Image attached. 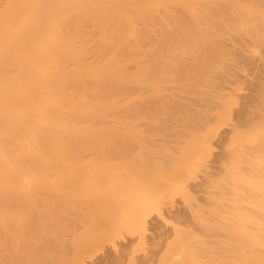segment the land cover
Returning <instances> with one entry per match:
<instances>
[{"label": "rangeland", "instance_id": "rangeland-1", "mask_svg": "<svg viewBox=\"0 0 264 264\" xmlns=\"http://www.w3.org/2000/svg\"><path fill=\"white\" fill-rule=\"evenodd\" d=\"M126 5L119 2L110 18L126 15ZM140 7L154 28L144 27V49L130 43L117 55L128 64L113 49L96 63L80 57L84 69L71 58L62 63L65 85L80 83L82 110L97 112L85 119L92 126L67 127L55 143L12 147L22 157L10 164L17 172L0 178V264H264V163L256 164L264 138V0H144ZM79 35L70 37V54L79 51ZM94 35L102 44L89 45L88 54L129 41L125 26ZM136 50L154 54L144 53L141 70L125 58ZM12 53L7 64L18 63ZM9 65L12 76L17 65ZM132 84L143 90L129 95ZM130 103L137 113L126 122L141 125L114 127L126 120L125 108H135Z\"/></svg>", "mask_w": 264, "mask_h": 264}, {"label": "bare ground", "instance_id": "bare-ground-1", "mask_svg": "<svg viewBox=\"0 0 264 264\" xmlns=\"http://www.w3.org/2000/svg\"><path fill=\"white\" fill-rule=\"evenodd\" d=\"M121 1L122 0H0V178L4 176L6 179H9L13 173L18 171V167H15L14 164H10L13 161H18L19 157L22 156L20 153L11 150L13 146L26 145L28 149H30L38 142L55 143V141L61 139V132L67 130V127H87L88 125L85 123V119L90 121L89 117L97 116V112L93 113L85 109L82 110V104L79 103L80 99L77 97L76 92L77 88L78 90L80 88V83L65 85L66 80L70 77V73L67 68L62 67L63 61L71 58L75 66L84 69V67L78 63L80 57L89 60L92 56L93 58L91 59L96 63L98 62L96 60L100 59L99 62L101 61V58H103L102 54H105V52L109 50L112 51L111 49L114 51L118 50L119 53H117V51L115 53V58L117 59L118 54L121 55V52L123 54L127 51L128 46H130L128 44L130 43L134 44L139 49L141 47L144 49V27L149 28L144 25V8H139V5H144V0H124L127 2L125 17L116 15L114 18H110V14L119 9V2ZM96 3L103 4L104 7H97ZM95 13H100L101 18L97 22H92L89 19L90 16ZM158 13L161 14V12ZM81 15L85 17L81 20H76L80 18ZM152 15L154 16L156 14ZM58 16L61 17L57 19ZM157 16L159 15L157 14ZM157 16H154L157 20L163 17V15L161 17ZM155 20L156 19L153 21ZM148 21L149 20H147V22ZM112 24L115 26H125L128 31L127 40L130 42L126 41L127 43L114 44L110 47H107L108 45L105 44L103 48L102 46L99 47L98 52L96 51L97 53H91L90 51L89 54L91 55H89L86 50L88 46L92 44H102L103 40L102 36L96 37V35L93 36V33L97 34L99 29ZM150 31H148L149 35H151ZM118 32V36L122 34L121 31ZM77 34L80 35L78 40L73 41V44L79 51L76 50L74 53L70 54L67 50L70 37L76 36ZM12 51H14V57L17 58L18 63H9L17 65L16 74L10 76L6 73L7 68L10 66L6 63V57L11 56L13 54ZM146 52L147 51L144 52V50L143 52L142 50L141 52H137L136 50V52H131L129 56H127V53L125 58L126 60L128 57L131 59L128 61L130 64L133 63L138 66L142 64L143 66L145 61L144 53ZM150 54H153V52L149 53V55L147 54V56L151 57ZM86 55L89 59L85 57ZM113 55L112 58H114ZM120 55L118 56L120 57ZM37 56H40L42 60L41 63L36 60ZM123 57L120 59L122 62H125ZM24 59L28 61V65L23 64ZM112 60L113 59H111L110 62L113 63V65L115 62H119ZM121 60L119 63H121ZM110 66L109 68H111ZM138 66L136 67L139 69L143 68L142 66ZM25 67L31 69V71L29 70V78H27L24 73ZM133 67L135 68V66ZM97 70L99 71V69ZM110 71L111 73L113 72L111 69ZM128 88L129 86L125 91H128L129 95H132V93L134 94L135 91L143 90L141 84H132L130 85V89ZM74 91L76 95L73 94ZM90 91L91 94L89 92L88 95L91 96L96 94L92 93L93 90ZM76 99H79L78 102L75 101ZM132 101H134V99ZM138 103L141 102L138 101ZM138 103H135V105L137 104L138 106ZM131 105L135 106L134 104ZM137 106L132 109L130 107V109L125 108V119L129 117L132 118L136 115ZM138 107H140V105ZM140 108H138V110ZM121 112H119V114H121ZM122 113H124V110ZM70 118H73V121L72 119L70 120ZM129 119L128 121L131 122L132 120ZM119 120L112 121V123H117V126L114 127H138V125H141L138 124L135 126L132 122H126L127 119L120 120L121 122ZM85 124L87 126H85ZM90 125L92 126V124ZM142 126L144 125L142 124ZM6 143L11 144L9 151L5 149ZM257 144L258 154L256 157V164L259 170L260 164L264 163V138L259 137L257 139ZM26 153L27 155L29 154V152H24V154Z\"/></svg>", "mask_w": 264, "mask_h": 264}]
</instances>
